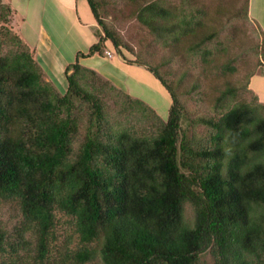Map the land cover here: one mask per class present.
<instances>
[{
  "label": "trees",
  "instance_id": "trees-1",
  "mask_svg": "<svg viewBox=\"0 0 264 264\" xmlns=\"http://www.w3.org/2000/svg\"><path fill=\"white\" fill-rule=\"evenodd\" d=\"M87 1L103 34L79 57L116 49L147 69L170 94L169 118L79 57L62 91L13 24L12 5L0 0V202L18 212L11 229L0 223V257L207 264L210 253L213 264H264V102L238 100L255 76L235 81L233 50L246 45V32L219 40L225 19H250V0H130L122 16L153 36L144 58L105 22L101 2ZM256 48L264 58V34ZM197 93L214 113L191 122L207 127L194 145L182 126L183 99ZM60 216L71 233L55 263Z\"/></svg>",
  "mask_w": 264,
  "mask_h": 264
},
{
  "label": "rangeland",
  "instance_id": "rangeland-1",
  "mask_svg": "<svg viewBox=\"0 0 264 264\" xmlns=\"http://www.w3.org/2000/svg\"><path fill=\"white\" fill-rule=\"evenodd\" d=\"M101 2L100 14L105 22L114 30H116L124 42L133 47L139 55L143 58L150 50H153L154 42L153 36L149 30L142 27L137 20L126 18L122 16V11L127 12L133 8L130 0H99ZM173 4L179 5L182 0H170ZM93 14V13H92ZM121 14L122 18L117 15ZM94 16V15H93ZM258 23H256V22ZM224 29L219 40L224 43H230L232 39V32L235 28L242 29L247 34V43L244 46H237L233 53L236 57V65L239 72L235 77V81L241 86L246 85L247 76L255 74L251 80V88L249 91H241L238 100L247 99L252 101L255 96H259L260 100L264 102V62L262 57V50H257L256 46L262 42L264 31V0H251L250 2V19L245 21L241 18L225 19ZM70 28V26H67ZM65 26V28H67ZM261 27V28H260ZM101 33L102 29L99 26ZM92 30V29H91ZM89 37L91 35H88ZM97 38V35L94 34ZM72 36H70L71 38ZM8 50V48L6 49ZM114 53L119 56V53L114 49ZM177 66V64H174ZM200 69L197 66L194 71L198 72ZM130 87L132 94L146 101L151 105L159 115L168 120L169 111L172 105L169 92L161 85L157 78L147 69L142 71L132 72ZM187 105L188 113L183 119V130L186 132L192 144L197 145L198 142L204 138L207 127L204 125H193L191 122L202 116H212L214 113L212 105L207 101L202 93L194 94L191 98L183 99ZM16 206L10 203L0 202V223L11 229L17 220ZM61 226L58 229V239L50 246V259L52 262L60 260L65 253L67 237L70 229L68 219L60 216ZM24 264H36L40 262L37 254L32 252L24 257ZM203 261L207 264H213L214 260L210 253L203 255ZM0 264H12L11 257L8 255L0 257Z\"/></svg>",
  "mask_w": 264,
  "mask_h": 264
},
{
  "label": "crops",
  "instance_id": "crops-1",
  "mask_svg": "<svg viewBox=\"0 0 264 264\" xmlns=\"http://www.w3.org/2000/svg\"><path fill=\"white\" fill-rule=\"evenodd\" d=\"M5 1L14 9L13 24L25 41L36 48L39 61L47 74V80L54 81L62 91H66L68 89L67 67L77 61L80 53H87L102 36L88 1ZM261 31L264 33L262 28ZM111 52L113 54L111 58L106 55L104 57L94 55L88 58L79 57V61L134 96L130 87L132 72L142 71L144 68L130 65L120 55H116L114 51Z\"/></svg>",
  "mask_w": 264,
  "mask_h": 264
},
{
  "label": "built area",
  "instance_id": "built-area-1",
  "mask_svg": "<svg viewBox=\"0 0 264 264\" xmlns=\"http://www.w3.org/2000/svg\"><path fill=\"white\" fill-rule=\"evenodd\" d=\"M105 54H106V56L109 57V58H111V57L113 56L112 52L109 51V50H106Z\"/></svg>",
  "mask_w": 264,
  "mask_h": 264
}]
</instances>
